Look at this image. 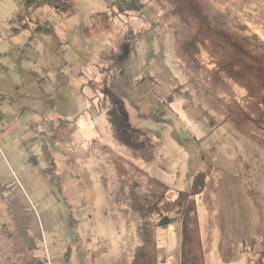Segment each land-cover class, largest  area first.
<instances>
[{
    "label": "rangeland",
    "instance_id": "rangeland-1",
    "mask_svg": "<svg viewBox=\"0 0 264 264\" xmlns=\"http://www.w3.org/2000/svg\"><path fill=\"white\" fill-rule=\"evenodd\" d=\"M17 1L0 0V264H152L155 246L180 264L182 244L194 264H256L264 246L243 242L264 233L263 91L250 62L226 72L213 35L230 37L235 16L264 40V0H148L127 15L115 0ZM36 25L52 31L9 37ZM161 195L174 222L156 230Z\"/></svg>",
    "mask_w": 264,
    "mask_h": 264
},
{
    "label": "trees",
    "instance_id": "trees-1",
    "mask_svg": "<svg viewBox=\"0 0 264 264\" xmlns=\"http://www.w3.org/2000/svg\"><path fill=\"white\" fill-rule=\"evenodd\" d=\"M60 0H18L17 4L18 6H22V8L27 9V10H37L40 9L44 6L55 10V12H58V2ZM148 0H115L111 6L112 9L115 10V13L118 15H127L130 13H140L143 12V9L146 5ZM204 2V0H202ZM200 6V5H199ZM69 5L65 6L66 11L68 12L65 18H69L72 15V12L69 9ZM204 11L200 10L199 15L201 17V21L203 23L205 22L206 24H209L208 32L209 33H214L215 32V23L212 27L210 25V21L205 19L204 16ZM203 15V16H202ZM229 24L230 30V37H226L224 32H220L222 36L218 37L219 35H213L220 40H224V42L230 47L231 49V55L233 57L232 62L229 64V66L226 69V72L228 73L230 70H233L234 68L231 66L232 63L239 65V69H243L244 65L246 62H250L251 66H256L255 71L257 70V73L259 75V81L261 82V87L260 89L263 91V95L261 96L260 100V107L262 108V117H259V122L263 121L264 118V40H261L258 36L257 33L253 29H250L249 27L247 28L245 25H240L237 22V17L235 16H229V20L227 21ZM218 23V22H217ZM157 24H154V27ZM153 26L151 28L145 29V28H138L135 31L130 30L129 33H126V36L124 37V43H132V42H137L140 40H143L146 35L152 30ZM248 29V30H247ZM29 31L33 33H51L52 27L50 28L47 26L45 29H41L39 26H35L34 29H29L26 27H21V28H12L10 36L16 35L20 31ZM218 31V29L216 30ZM249 32V33H248ZM218 33V32H216ZM219 34V33H218ZM129 36V37H128ZM230 41V42H229ZM229 49V50H230ZM233 52V53H232ZM126 54V53H125ZM234 54V55H233ZM247 69L254 74V71L250 69L249 65L247 66ZM216 72L218 74H224V71H222L219 67H217ZM225 72V73H226ZM226 73V74H227ZM229 74V73H228ZM225 75V74H224ZM230 75V74H229ZM231 76V75H230ZM230 79V78H229ZM144 81L146 79H143ZM258 131H263L264 128L257 127ZM36 160V159H35ZM46 162L47 166H51L53 171L47 172L46 179L48 182L52 183L53 182V177L56 178L57 181H60L61 175L56 174L54 172L55 169V162L52 157L49 158V155H44V163ZM247 165V164H246ZM46 167L43 169V173L45 172ZM191 183V189L193 192L199 191L205 186V175L204 172L199 171L197 172ZM0 188H2V185L0 184ZM179 199L175 200L173 205H176L178 203ZM167 202V196L166 195H161L154 203H153V211L151 213H157V219H152L153 225L157 229H166L170 224L174 222L173 218L168 216V212H163L161 210H156L159 208V206H162ZM166 204V203H165ZM68 208V219L67 225L68 227H74L76 226V222L78 223L79 221L77 219L72 218V212L70 211V207L66 205ZM161 208V207H160ZM191 207H186L185 212L183 213L185 215V218L183 219V225L184 227H188L187 224V216L191 212ZM152 215V214H151ZM74 223V224H73ZM74 226H73V225ZM79 224V223H78ZM254 245L258 243L257 245L264 246V233H260V231L257 232L254 238L249 239L247 242H243V244L247 245ZM163 253V252H162ZM66 254V253H65ZM259 255V254H258ZM164 255H162V261L161 264H164ZM264 259V251L260 253V257L257 259L255 262L256 264H262V261ZM27 264H44L42 261H39V259H31L30 261L28 260ZM180 264H194L191 260L189 251L187 248L184 247V245H181L180 248Z\"/></svg>",
    "mask_w": 264,
    "mask_h": 264
},
{
    "label": "crops",
    "instance_id": "crops-1",
    "mask_svg": "<svg viewBox=\"0 0 264 264\" xmlns=\"http://www.w3.org/2000/svg\"><path fill=\"white\" fill-rule=\"evenodd\" d=\"M15 36V35H14ZM10 38H12L13 36H9ZM74 38V36H72V37H69V39H73ZM66 43H69V41H67ZM81 89H82V86H81V88H80V94H81ZM92 108H95V110H97V111H99L98 110V108L99 109H101L100 108V106H98L97 108L96 107H92ZM87 110V109H86ZM102 110V109H101ZM103 111V110H102ZM100 113V112H99ZM128 167L126 168V173H127V175H133L134 174V167H132V169L130 170V168L131 167H129L130 166V164L129 163H127L126 164ZM152 225H153V223H152ZM154 226V225H153ZM156 230H163V229H157L156 228ZM153 252L151 253V257H152V259H151V263L152 264H161V261H162V255H164V264H166V254H164V249H163V247H153V250H152ZM163 252V253H162Z\"/></svg>",
    "mask_w": 264,
    "mask_h": 264
}]
</instances>
